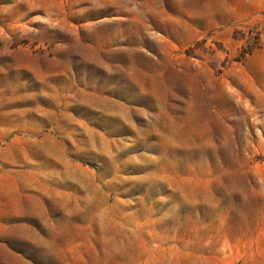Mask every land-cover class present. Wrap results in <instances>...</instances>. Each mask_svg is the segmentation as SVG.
I'll list each match as a JSON object with an SVG mask.
<instances>
[{"label":"rangeland","instance_id":"rangeland-1","mask_svg":"<svg viewBox=\"0 0 264 264\" xmlns=\"http://www.w3.org/2000/svg\"><path fill=\"white\" fill-rule=\"evenodd\" d=\"M0 264H264V0H0Z\"/></svg>","mask_w":264,"mask_h":264}]
</instances>
